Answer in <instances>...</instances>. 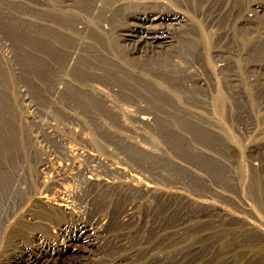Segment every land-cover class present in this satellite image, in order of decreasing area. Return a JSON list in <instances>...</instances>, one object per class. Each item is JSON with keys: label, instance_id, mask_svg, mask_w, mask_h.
Returning a JSON list of instances; mask_svg holds the SVG:
<instances>
[{"label": "rangeland", "instance_id": "1", "mask_svg": "<svg viewBox=\"0 0 264 264\" xmlns=\"http://www.w3.org/2000/svg\"><path fill=\"white\" fill-rule=\"evenodd\" d=\"M21 215L50 264H264V0H0L7 232Z\"/></svg>", "mask_w": 264, "mask_h": 264}, {"label": "bare ground", "instance_id": "2", "mask_svg": "<svg viewBox=\"0 0 264 264\" xmlns=\"http://www.w3.org/2000/svg\"><path fill=\"white\" fill-rule=\"evenodd\" d=\"M61 186L62 185L59 184V187ZM55 188H58V185L53 184L48 189L47 187H43V191L40 192L41 199H43L45 203L51 204L58 208L70 209L72 206V203L69 200V198H67L65 193L64 195H61L58 197H55L54 195L50 196L44 193L45 191H49ZM62 216H63L62 214L51 212L50 216L45 217V219H47L50 222H53L55 220H53L52 218H61ZM25 218L26 217L24 215L19 216V218L15 222L16 227H14V229L11 230L10 232H7V229L9 227L6 226L7 223H10V217L5 216L3 218H0V222L2 223V227L0 228V235L2 234V231H3L2 239L6 242V247H7L6 253H5L6 259L0 260V264H50L49 258H46V255H48V257H51L52 255H50V253H54V251L57 250L55 247V244L47 243L45 241L37 247L26 244L25 243L26 240H24L26 236L25 230L29 227V222H27ZM35 218H37V216ZM86 224L87 222L80 223V226L77 227L75 234L82 236L83 234L85 235L88 233L86 231H89V233H91V239H89V241H92V243H95L94 241L96 240V235L98 234V232L93 230V227H90L88 224L87 225ZM67 230L68 229L65 226L63 225L59 226V231L63 233V235H66V234L69 235V232ZM18 244L19 246L17 248H20V250L15 248ZM255 250L256 249L253 247L252 251L254 252ZM149 251H155V249H149ZM229 252L225 253L224 251V253H222L221 256H226ZM262 263L263 262H260V264ZM93 264H102V263L94 262ZM110 264H121V263L113 262ZM123 264H136V261L123 263ZM181 264H190V263L183 261L181 262ZM217 264H245V263L241 261H238V262L229 261L228 259L223 260V258L221 259L218 258Z\"/></svg>", "mask_w": 264, "mask_h": 264}]
</instances>
